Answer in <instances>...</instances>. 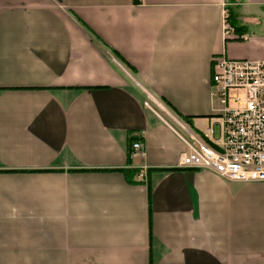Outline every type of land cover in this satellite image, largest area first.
<instances>
[{
  "label": "crops",
  "instance_id": "1",
  "mask_svg": "<svg viewBox=\"0 0 264 264\" xmlns=\"http://www.w3.org/2000/svg\"><path fill=\"white\" fill-rule=\"evenodd\" d=\"M220 55L264 61V0H0V264H264V182L179 166Z\"/></svg>",
  "mask_w": 264,
  "mask_h": 264
},
{
  "label": "built area",
  "instance_id": "2",
  "mask_svg": "<svg viewBox=\"0 0 264 264\" xmlns=\"http://www.w3.org/2000/svg\"><path fill=\"white\" fill-rule=\"evenodd\" d=\"M222 34L225 39L238 38L228 22L227 11L223 14ZM210 67L209 96L217 107L207 134L181 137L185 149L179 166L209 171L226 181L263 183L264 61L220 55L211 58ZM145 106L149 107L148 103ZM130 152L131 159H142V138L132 142ZM146 169L142 164L138 167L137 181L146 182Z\"/></svg>",
  "mask_w": 264,
  "mask_h": 264
},
{
  "label": "trees",
  "instance_id": "3",
  "mask_svg": "<svg viewBox=\"0 0 264 264\" xmlns=\"http://www.w3.org/2000/svg\"><path fill=\"white\" fill-rule=\"evenodd\" d=\"M134 3H137L134 0ZM72 14V13H71ZM73 15V14H72ZM74 16V15H73ZM75 17V16H74ZM76 20L88 30L90 33V36L92 37V40L96 41L97 44L104 49V51L109 52L112 57L121 64L131 75L134 77L137 75V72L133 66H131L116 50L110 48L107 44L103 42V40L94 33L91 29H89L82 21H80L77 17H75ZM232 14L230 11H228V22L231 24L234 33L237 32V29L234 28L233 24L231 23ZM160 102L163 104L164 107H166L176 118H178L182 123L185 125H188L189 127H192V117L191 116H183L178 113L175 108L164 98H160ZM142 138L141 134H138V132H132L128 134V146H127V161L130 163L131 157H130V146L133 141ZM135 169H128L123 170V175L126 177L128 181H132L133 177L136 175Z\"/></svg>",
  "mask_w": 264,
  "mask_h": 264
},
{
  "label": "rangeland",
  "instance_id": "4",
  "mask_svg": "<svg viewBox=\"0 0 264 264\" xmlns=\"http://www.w3.org/2000/svg\"><path fill=\"white\" fill-rule=\"evenodd\" d=\"M111 60H112V63L115 65V66H118V65H120L121 67H120V69L121 70H123V66L121 65V64H119L112 56H108ZM116 64H118V65H116ZM124 72H128L125 68H124V70H123ZM129 73V72H128ZM131 82V81H130ZM151 101H149V103H150ZM156 103V102H155ZM154 102L153 103H151L152 104V107L153 108H155V109H157L158 111L160 110L159 108H157V106H156V104L157 105H159L158 103H156L155 104ZM160 106V105H159ZM163 107V106H162ZM217 107V104H214V109ZM166 109V108H165ZM167 111V112H166ZM160 112H163V111H160ZM164 112L167 114V115H165L164 113H162L166 118H167V120L169 121V122H171V123H175L176 125V127L178 128V126H177V122H179V119L178 118H176L169 110H164ZM168 112H169V114H168ZM173 117H171V116ZM175 118V119H174ZM205 120H203V121H201V122H197V124L199 125V126H197V128L200 130V131H202V132H204V129L206 128V126H207V122H206V118H204ZM181 125V124H180ZM215 129V132H217V128L215 127L214 128Z\"/></svg>",
  "mask_w": 264,
  "mask_h": 264
}]
</instances>
